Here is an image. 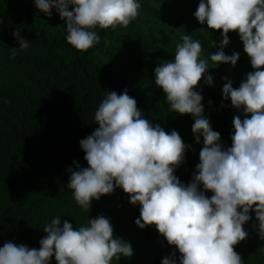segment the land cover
<instances>
[{
    "label": "clouds",
    "instance_id": "9594fccd",
    "mask_svg": "<svg viewBox=\"0 0 264 264\" xmlns=\"http://www.w3.org/2000/svg\"><path fill=\"white\" fill-rule=\"evenodd\" d=\"M34 4L46 15L53 9L59 14L66 42L80 52L101 43L98 30L127 28L142 8V0H34ZM193 16L208 29L221 30L218 45L208 41L218 50L205 57L200 40L185 34L175 45L174 58L152 70L169 111L190 114L195 142L203 139L191 182L186 185L174 174L189 146L177 131L167 133L146 118L125 89L119 95L104 92L94 113L98 127L79 141L87 167L74 162L67 188L85 213L92 200L122 189L131 205L140 206L135 224L141 229L154 225L174 246L161 264H243L234 246L249 236L244 226L252 214L253 227L264 238V0H199ZM230 31L237 32L254 71L238 88L231 80L222 88V100H230V106L243 114L232 118V143L224 147L205 115L197 86L202 77L205 85L213 84L209 68L236 65L239 52H224ZM12 35L19 47L9 48V59L30 46L19 29ZM43 232L38 249L4 243L0 264H50L52 257L56 264H113L133 255L131 244L114 235L110 219L103 215L87 218L75 229L68 220L61 224L56 215L43 225Z\"/></svg>",
    "mask_w": 264,
    "mask_h": 264
},
{
    "label": "trees",
    "instance_id": "16d2710c",
    "mask_svg": "<svg viewBox=\"0 0 264 264\" xmlns=\"http://www.w3.org/2000/svg\"><path fill=\"white\" fill-rule=\"evenodd\" d=\"M198 3L142 0L141 15L127 28L98 30L101 43L80 52L66 42L64 21L54 9L49 16L35 7L34 0H0V247L13 242L38 249L46 235L43 225L56 215L61 216V224L68 220L74 229L86 224L87 218L103 215L110 219L114 235L133 249L130 258L121 257L113 264H161L175 251L154 225L141 229L135 224L140 206L131 205L120 188L92 200L85 213L67 188L68 169L74 162L87 167L79 141L98 127L94 113L104 92L119 95L127 89L146 118L167 133L177 131L189 146L174 174L186 185L191 182L203 139L195 142L190 114L169 111L152 70L174 58L175 45L185 34L200 40L205 57L218 50L208 41L218 45L221 30L208 29L196 20ZM18 29L30 46L9 59V48L19 47L12 35ZM228 36L224 52H239L236 65L209 68L213 84L205 85L202 77L197 86L205 115L224 147L232 143V118L243 114L230 106V100H222V88L228 80L238 88L254 71L237 32ZM252 215L244 226L249 236L234 250L243 264H264V238L253 227ZM50 264H56L54 257Z\"/></svg>",
    "mask_w": 264,
    "mask_h": 264
}]
</instances>
